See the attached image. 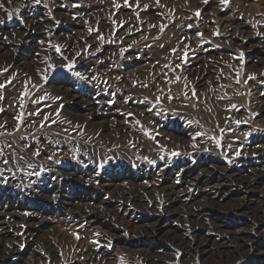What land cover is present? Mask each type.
I'll return each mask as SVG.
<instances>
[{"label": "rangeland", "instance_id": "1", "mask_svg": "<svg viewBox=\"0 0 264 264\" xmlns=\"http://www.w3.org/2000/svg\"><path fill=\"white\" fill-rule=\"evenodd\" d=\"M0 4V207H18L22 213L48 211L47 217L66 234V242H53L55 247L71 251L74 259L78 256V264H102L107 257L109 264H139V256L127 247L133 249L141 241L178 253L163 237L134 239L118 220L108 218L113 222L106 224L76 220L64 205L84 195L98 199L102 176L140 175L144 166L157 168L162 159L177 164L212 156L229 166L234 150L241 153L248 146L264 151V111L254 97L255 88L264 92V62L258 61L255 68L250 62L264 40V29L259 28H264V0H0ZM230 22L238 31V42L246 45L224 35ZM199 57L204 63L198 65ZM37 151L39 156L34 155ZM240 167L239 172L247 174ZM229 184L228 194L247 195L246 207L237 213L224 212L235 208L232 203L211 207L207 225L230 231L226 236L243 235L253 251H232L234 243L206 264L247 260L264 264V220L256 224L254 214L264 206V192ZM139 192L141 200L126 205L134 218L149 219L154 214L147 203L157 194ZM182 198L184 193L172 207L173 214L182 216L189 206ZM178 223L187 228V222ZM13 224L15 243L6 244L21 252L18 257L0 252V264H64L63 259L53 260L42 243L46 233L36 245L29 244L22 223ZM108 232L123 240L112 239ZM101 236L106 239L104 247L93 250V257L81 256L79 243L96 244ZM180 255L177 264H200L194 256Z\"/></svg>", "mask_w": 264, "mask_h": 264}, {"label": "bare ground", "instance_id": "2", "mask_svg": "<svg viewBox=\"0 0 264 264\" xmlns=\"http://www.w3.org/2000/svg\"><path fill=\"white\" fill-rule=\"evenodd\" d=\"M224 27V35L226 34V37H232L234 40H236V44L239 46L247 44L245 43V41L238 42L240 37L237 34L238 31L235 30V26L233 23L230 22ZM259 28L264 29L260 26ZM243 39H245V37ZM258 45V51L257 53L255 52L256 56H254L250 61L251 67L254 68L256 67L258 61L261 60L262 62H264V56L258 55L259 52L264 53V40ZM202 60L203 57H199L195 62L198 64L199 62H203ZM261 66H264V64ZM202 81L203 79H199V83H201ZM254 95L256 99L255 102L258 105L257 107L264 111V92L261 89L255 88ZM206 145L208 147L212 146L210 142L206 143ZM247 147L244 149V151H241V153L240 151L235 152V150L234 152H232L231 158L233 160L229 166L226 164V166L220 164L217 161V157L214 158L212 156H202L201 158H196L197 162L184 160L177 164H174L172 161L167 160L166 158L160 160L157 168L154 167L149 170V166H144L145 170L143 174L140 175L127 173L128 175H124L122 177L119 174L111 175L110 177L102 176L100 177L99 189H101L103 193H95V195L98 196V199L91 200L92 197L84 195L82 198L77 197V199L79 200L78 202H76L77 200L71 201L69 205L72 208L67 204L69 201L66 202L67 205L64 206L67 208V210L72 211L71 214L75 213L74 218L76 220L81 219L89 223L95 222L99 224H106L108 222L118 220V223L125 225L126 229L133 234L134 239L142 237L144 235L151 237H163L165 240H169L178 250V253H174V251H169L163 246H155V244L145 243L144 241H141L140 245L135 244V246L137 247L133 249L128 246L127 248L130 249V252L134 253L135 256H139V264H177L179 258L181 257L180 253L194 256L197 262H199L200 264L201 262L206 264L210 261L211 258L215 256H221L234 243H236L237 246L232 247V251L234 249H237L238 253H249L253 251V248L248 247L246 243L248 241L247 239L246 241L244 240L245 238L243 235H237L234 234L236 232H232V236H226L225 233L231 234L230 231H224L218 226V228H216L215 230V228L208 227L209 224L207 225L208 217L212 213L211 207L214 208L216 205L228 206V203H232L233 205H235V208L233 206L227 207L226 209L224 208V212L226 213H237L239 211L241 212L246 207V194L243 197L239 196L240 198H237L238 196L233 197L232 195L228 194V190H226L225 188L230 185V182L239 183L240 187L246 190L253 191L259 189L260 191L264 192V151H257L253 149L249 150V148ZM238 166L245 167V172H247V174L239 172ZM153 177H155V179ZM128 185L130 188H123ZM139 189L144 190L149 195L154 193L157 194V197L151 198V200H149V202L147 203V210H150V212L154 214L149 219L145 217L143 219H140L138 217L134 218V213H132V211H130V208L126 205V202L130 203L133 201L136 202L141 200ZM182 193L185 194L186 198H182L181 200H183L185 203L189 201L190 204L189 206L185 205L183 215L181 216V214L177 212L173 214L176 210H172V207L177 204V201L180 202V194ZM108 195L111 197L110 200L107 199ZM117 196L120 199L117 200L116 198H114ZM199 196L203 200L200 199V201L197 200V203L194 202V200ZM6 207H0V252L4 253L5 257L9 254L11 256L18 257L19 253L21 252V250L19 251L18 248L8 247L6 244L10 241L14 242L13 239L15 237L11 235L10 229L13 227V225H15L13 224L15 221H19V223H22L23 225L24 236L25 238H27L29 244L32 242L36 245L37 240H39L38 238H40L43 233H46L45 235H47L48 237L42 243L47 247L49 253H51V257L54 258L53 260L58 261L63 259L64 264H78V262L76 261L78 256L76 257V259H74L75 257H73L74 255L71 254V251L65 253L64 250L62 251L58 248L59 246L55 247V242L60 243L61 245L62 243L66 242V234L64 235L60 233V229L58 228V226H56L57 224L54 225L52 222L53 220L47 217L49 213L48 211H43L44 213H42L40 209L33 213L28 211L22 213L21 209H18V207L16 206V208H12L11 210L8 209V206ZM254 214L258 217L256 224H258L261 219L264 220V206L261 208V211H256ZM108 218H111V220L113 221H111L110 219L109 221H107ZM181 220L185 223L187 222V228H184L182 224L178 223L181 222ZM166 221L170 222L169 225H167L168 222L166 223ZM109 225L110 224H108V226ZM105 230L107 231L108 229ZM260 232L262 231L260 230ZM108 233L112 237V239L115 238V240H123L122 235H118L117 233L113 234L111 232ZM262 234L264 235V232ZM98 240L100 242H97L96 244L90 243L86 240H82L81 243H79L83 248L81 256L93 257V255L95 254V251L93 250L104 247V243H106L105 237L101 236ZM134 241L137 242L136 240ZM72 242L70 244H72ZM126 242L128 243L130 241L126 240L125 243ZM11 245L14 246L13 244ZM74 245L77 246L76 243H74ZM77 249L79 251L78 247ZM31 253L33 254V251ZM14 259L15 258H13V260ZM109 259L110 257H107V260H104L101 263L109 264ZM112 261L114 262L115 260ZM40 262L36 264H48V261L42 263ZM116 263L117 262H115V264ZM249 263V260H247L240 262L239 264Z\"/></svg>", "mask_w": 264, "mask_h": 264}, {"label": "snow or ice", "instance_id": "3", "mask_svg": "<svg viewBox=\"0 0 264 264\" xmlns=\"http://www.w3.org/2000/svg\"><path fill=\"white\" fill-rule=\"evenodd\" d=\"M205 2H207V0H205ZM225 2H227V0H225ZM37 3H39V0H37ZM2 7H3V4H0V8H2ZM18 11H19V10L17 9V12H18ZM197 15H199V13H197ZM8 18H9V19L12 18V16H11L10 13H9V15H8ZM0 23H2V21H0ZM56 51L59 52L60 49L57 47V48H56ZM69 70H71V66H69ZM74 75L80 77L81 79H86V77L81 76V74H80L79 72H75ZM39 154H40V153H39L38 151L34 153V155H37V156H39ZM5 163H7V161H5ZM36 174L39 175L40 173H36Z\"/></svg>", "mask_w": 264, "mask_h": 264}]
</instances>
